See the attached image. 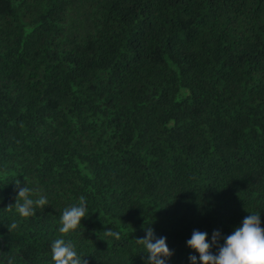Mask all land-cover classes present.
Instances as JSON below:
<instances>
[{
	"label": "trees",
	"instance_id": "16d2710c",
	"mask_svg": "<svg viewBox=\"0 0 264 264\" xmlns=\"http://www.w3.org/2000/svg\"><path fill=\"white\" fill-rule=\"evenodd\" d=\"M16 183L48 204L20 217ZM248 212L264 226V0H0V264H53L61 236L146 264L147 225L189 264L194 230Z\"/></svg>",
	"mask_w": 264,
	"mask_h": 264
},
{
	"label": "clouds",
	"instance_id": "9594fccd",
	"mask_svg": "<svg viewBox=\"0 0 264 264\" xmlns=\"http://www.w3.org/2000/svg\"><path fill=\"white\" fill-rule=\"evenodd\" d=\"M16 185L18 191L13 205L20 217H29L34 214L36 208H43L48 204L47 197L37 195L36 190L28 187L27 183L24 186L20 183ZM248 213L228 235H222L219 230H214L209 237L207 232L194 230L186 241L187 247L196 253L189 255V264H264V226L261 215ZM88 216L87 202L81 197L79 203L63 209L58 231L70 234L76 231L82 220ZM104 233L106 237L120 238V233L111 228H106ZM221 240L223 243H220ZM136 241L142 248L141 253L146 255V264H169L174 255L167 238L156 236L154 229L149 225L145 226V236L136 238ZM214 247L216 251H213ZM85 257L71 240H65L63 236L51 244L53 264H88Z\"/></svg>",
	"mask_w": 264,
	"mask_h": 264
}]
</instances>
